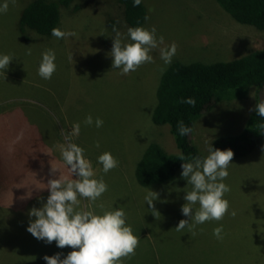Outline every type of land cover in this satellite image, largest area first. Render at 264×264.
<instances>
[{
    "label": "rangeland",
    "instance_id": "rangeland-1",
    "mask_svg": "<svg viewBox=\"0 0 264 264\" xmlns=\"http://www.w3.org/2000/svg\"><path fill=\"white\" fill-rule=\"evenodd\" d=\"M29 1L0 0V6L9 5L6 13H0V55L14 58L6 72L0 70V133L10 132L4 137L5 145L0 143V264H47L44 256L62 253L63 259L74 250L59 248L56 241L38 240L27 231L36 219L30 217V210L42 208L50 194L25 196L23 189L36 156L39 184L43 186L46 177L54 178L52 166L59 168L61 145L66 146L65 137L77 123L80 132L71 142L84 149L95 178L102 177L108 185L94 203L79 197L80 206L99 215L123 208L126 224L139 237L135 255L123 258L122 264H264V139L228 167L223 181L231 189L224 196L230 203L228 213L192 231L175 229L180 220L189 219L182 206L192 186L182 178V168L170 182L150 187L140 185L135 176L137 162L150 142L160 143L168 152L178 151L169 126L152 121L157 86L165 70L175 61L228 60L252 48H264V30L238 23L216 0H143L147 13L140 27H155L164 43L150 53L153 62L123 75L121 69L113 68L116 33L111 22L115 20L124 43L132 41L117 0H74L69 8L63 7L60 29L76 36L62 39L43 37L32 28L20 31V12ZM173 42L177 52L165 65L160 49ZM49 49L55 53L56 71L51 79H43L39 67ZM258 102H264V88H252L243 99L217 103L195 125L192 139L204 157L216 137L243 129ZM89 115L93 123L85 125ZM97 118L103 120L102 127H96ZM32 145L34 149L29 148ZM105 152L119 162L108 173L98 161ZM7 180L15 184L12 197L2 189V181ZM149 189L159 193L154 201L158 218L145 200ZM198 207L194 205L193 215ZM221 225L223 239H217L213 230Z\"/></svg>",
    "mask_w": 264,
    "mask_h": 264
},
{
    "label": "clouds",
    "instance_id": "clouds-1",
    "mask_svg": "<svg viewBox=\"0 0 264 264\" xmlns=\"http://www.w3.org/2000/svg\"><path fill=\"white\" fill-rule=\"evenodd\" d=\"M141 3L142 0H134L133 6L138 7ZM8 7V3L5 2L0 6V13H6ZM113 31L116 33L111 52V56L114 57L113 68L121 69L123 75L136 71L145 63L153 62L150 53L164 43L163 36L157 38L155 27L151 29L129 27L127 35L132 41L129 43L122 41L121 33L115 27ZM52 35L62 39L74 37L76 33L53 28ZM177 48L178 45L173 42L169 47L160 49L161 59L165 65L172 62ZM28 54H31L30 49ZM55 58V53L51 49L42 54L39 75L43 79H51L56 71ZM13 59L12 55H0V70L6 72ZM180 102L193 107L196 105L195 98L191 97ZM255 111L258 116L264 118V102H258ZM92 123L93 118L89 115L84 124L92 125ZM95 125L97 128L102 127L103 120L97 118ZM258 127L264 129V123ZM177 128L181 136L193 132V128L186 126L183 120L178 122ZM79 132L80 124H74L72 131L65 137L68 143L66 146L61 145L63 161L69 166L72 176L77 178L59 174L58 178L48 181L47 189L50 190V195L42 208L30 210V217L36 219L30 221L27 231L36 239L46 241L48 244L56 241L59 248L74 249L63 259H61L62 253L44 256L47 264H122L123 258L135 255V250L139 246V237L134 234L132 227L126 224L124 209L105 211L102 215L91 210H77L81 204L79 197L94 203L108 190V185L102 177L95 178L96 172L92 163L85 158L84 149L71 142L72 137L78 136ZM97 147H99L98 142ZM208 152L209 154L203 158L184 155L179 158L184 161L181 176L192 187L190 191H186L184 196L186 203L182 206L183 215L189 219L180 220L175 228L176 231L186 227L192 231L196 225L211 220L220 221L228 213L230 203L224 196L231 189L223 181L229 175L228 167L233 160L234 151L209 148ZM98 161L102 164L104 173H108L119 164L111 152L100 155ZM51 171L55 176L58 169L52 166ZM157 199L159 193L149 189L145 200L156 218L160 216L154 204ZM196 204H199V207L195 209L193 215ZM100 207L103 208V205ZM231 215L235 216V211ZM222 232V225L213 230L217 239H223Z\"/></svg>",
    "mask_w": 264,
    "mask_h": 264
},
{
    "label": "trees",
    "instance_id": "trees-1",
    "mask_svg": "<svg viewBox=\"0 0 264 264\" xmlns=\"http://www.w3.org/2000/svg\"><path fill=\"white\" fill-rule=\"evenodd\" d=\"M74 0H30L21 10L18 27L24 32L31 28L43 37H53L52 29L62 24L61 9L69 8ZM238 23L264 30V0H216ZM134 0H117V7L130 27H140L147 9L143 0L134 7ZM112 29L115 20L111 22ZM36 26V27H35ZM37 28V29H36ZM264 88V48L250 49L238 57L228 60L203 62L175 61L162 74L157 86V103L152 121L157 125H168L173 135L177 152H168L156 142H150L144 149L135 167L137 182L145 187L170 182L182 168L180 156L204 157L192 139V133L181 136L177 124L192 127L205 119L215 105L222 101L245 98L250 90ZM189 97L195 98V107L181 103ZM264 118L251 112L243 129L235 134L216 137L211 148L234 151V158L249 154L264 139V129L258 127ZM244 263V258H241ZM155 264V262H154Z\"/></svg>",
    "mask_w": 264,
    "mask_h": 264
},
{
    "label": "crops",
    "instance_id": "crops-1",
    "mask_svg": "<svg viewBox=\"0 0 264 264\" xmlns=\"http://www.w3.org/2000/svg\"><path fill=\"white\" fill-rule=\"evenodd\" d=\"M8 133H10V132L7 129H4L3 132L0 133V143L3 146L5 145V138L4 137ZM26 146H28V145H26ZM29 148L30 149H34L35 146L32 145ZM39 157H41V156H39ZM37 158L38 157L36 156V158L34 160H32L31 164L29 165L31 168H33V170L31 172V175L29 177H27L28 183L26 185V189L25 188L23 189V192H24L25 196H26L27 193L29 195H32V193H35L36 195L50 194V190L47 189V188H46V190H44V189L40 190L41 188H44L47 185L49 177L45 178V184L43 186H41L39 184V181H40L41 177L37 173V165H38L36 163ZM20 159H21L22 163H24L26 165L24 158H20ZM58 164H59L58 174H62V175L67 176V177L72 176V174L69 171V166L66 165V163L63 161V159H61L59 157H58ZM32 175H34V177H35L34 179L30 178ZM54 178H58V175L54 176ZM72 178L75 179L77 177H75V176L73 177L72 176ZM1 180H2V177H1ZM2 184H3L2 185V189H3L4 193H5V195L7 197H12L13 193H14L12 188L15 186V184L13 182L9 183L8 180L6 182L2 181ZM31 184L34 185L32 188H30ZM12 206L14 207L13 203H12ZM77 210H85V209L82 208L81 206H79V208ZM91 211H94V210H91ZM94 213H97V212L94 211Z\"/></svg>",
    "mask_w": 264,
    "mask_h": 264
},
{
    "label": "bare ground",
    "instance_id": "bare-ground-1",
    "mask_svg": "<svg viewBox=\"0 0 264 264\" xmlns=\"http://www.w3.org/2000/svg\"><path fill=\"white\" fill-rule=\"evenodd\" d=\"M36 27V26H35ZM37 29V28H36Z\"/></svg>",
    "mask_w": 264,
    "mask_h": 264
}]
</instances>
